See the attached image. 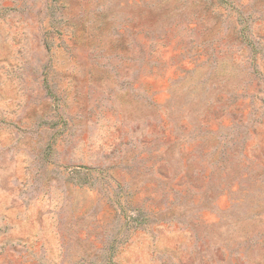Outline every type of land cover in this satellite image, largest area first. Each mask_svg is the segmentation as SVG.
<instances>
[{
    "label": "rangeland",
    "instance_id": "374dc122",
    "mask_svg": "<svg viewBox=\"0 0 264 264\" xmlns=\"http://www.w3.org/2000/svg\"><path fill=\"white\" fill-rule=\"evenodd\" d=\"M0 264H264V0H0Z\"/></svg>",
    "mask_w": 264,
    "mask_h": 264
}]
</instances>
